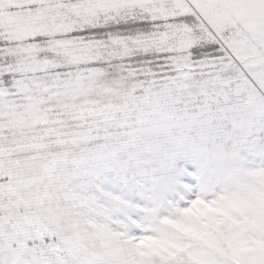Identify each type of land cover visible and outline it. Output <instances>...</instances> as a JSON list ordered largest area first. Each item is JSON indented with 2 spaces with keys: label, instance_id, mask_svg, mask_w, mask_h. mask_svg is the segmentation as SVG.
<instances>
[{
  "label": "snow or ice",
  "instance_id": "snow-or-ice-1",
  "mask_svg": "<svg viewBox=\"0 0 264 264\" xmlns=\"http://www.w3.org/2000/svg\"><path fill=\"white\" fill-rule=\"evenodd\" d=\"M0 264H264V0H0Z\"/></svg>",
  "mask_w": 264,
  "mask_h": 264
}]
</instances>
